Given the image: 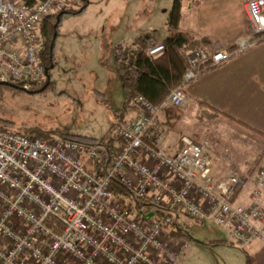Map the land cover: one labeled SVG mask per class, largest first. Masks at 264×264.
<instances>
[{
  "label": "built area",
  "instance_id": "built-area-1",
  "mask_svg": "<svg viewBox=\"0 0 264 264\" xmlns=\"http://www.w3.org/2000/svg\"><path fill=\"white\" fill-rule=\"evenodd\" d=\"M70 3L0 0V82L26 91L48 82L41 28ZM246 11L253 38L240 41L236 53L264 37V0H248ZM164 49L156 43L146 52L155 60ZM182 53L183 83L161 105L130 95L136 118L115 124L114 141L41 139L0 128V264H184L188 242L167 230L173 212L221 227L239 246L264 241V164L253 173L233 166L216 180L210 142L183 135L176 153L163 147L161 114L183 108L186 86L231 56L219 47ZM113 180L142 202L140 213L118 203ZM250 183L249 203L234 199Z\"/></svg>",
  "mask_w": 264,
  "mask_h": 264
},
{
  "label": "rangeland",
  "instance_id": "rangeland-1",
  "mask_svg": "<svg viewBox=\"0 0 264 264\" xmlns=\"http://www.w3.org/2000/svg\"><path fill=\"white\" fill-rule=\"evenodd\" d=\"M118 1L122 2L115 6ZM160 2L169 13L173 0H91L85 16L69 18L61 25L57 66L49 74L54 89L15 93L0 87V120L14 132L37 128L98 140L111 134L119 116L128 109V91L115 56L97 53V39L123 46L128 36L146 35L149 27L156 28L155 34L164 38L167 19L162 6L158 7ZM71 4L82 6L79 0ZM192 116L188 110L182 122L174 125L175 133L185 127L194 133L191 138L196 143H215V136L223 135L226 127L222 120L200 124ZM216 145L222 149L221 143ZM261 157L264 161V153ZM173 216L188 233L184 238L188 242L184 264H247L248 246L236 244L226 230L179 212H173Z\"/></svg>",
  "mask_w": 264,
  "mask_h": 264
},
{
  "label": "crops",
  "instance_id": "crops-1",
  "mask_svg": "<svg viewBox=\"0 0 264 264\" xmlns=\"http://www.w3.org/2000/svg\"><path fill=\"white\" fill-rule=\"evenodd\" d=\"M192 1L194 0L187 1L185 5L184 18L181 22L183 31L198 39L210 40L212 47L225 49H230L245 39L253 38L251 22L246 11L248 0H201L199 6H192ZM121 2L118 1L114 5L119 6ZM161 6L160 2L158 7ZM161 9L165 11L164 19L165 15L167 19L168 11L163 6ZM107 10L110 12L108 7ZM155 29L149 27L146 35L133 33L122 45L135 49H146L156 43H163L168 35L167 24L164 38L155 34ZM97 40V53L102 56L104 52H109L115 56L113 50L119 47L117 44L115 45L113 42L105 44L103 38L101 40L100 37ZM117 62L122 69L120 62L118 60ZM186 93L188 101L183 108H180V118H172L166 111L160 116L161 123L166 127V135L162 143L169 153L174 154L180 149L181 136L191 137L194 135L193 132H187L185 127H182L178 133H175L174 130V125L182 122L188 110L192 111V117L196 122L200 124L207 122L199 121L201 111L199 101L207 102L215 109L264 135V42L240 52L233 59L225 62L223 66L213 69L191 82L186 86ZM129 96L128 92V101ZM120 116L123 121L134 120L136 108L130 104ZM219 120H222L226 128L225 134H217L213 139L222 144V149L217 147L216 142L211 143L213 145L211 152L213 177L220 180L233 166L239 167L244 172L253 173L257 167L264 164L263 157H261L264 153V137L223 116H219L214 122ZM227 129L233 132L229 134L226 132ZM206 141L203 140L201 143ZM252 186L250 183L242 190L237 198L238 202L249 203L248 197ZM247 252L250 264H264V241H254L248 246Z\"/></svg>",
  "mask_w": 264,
  "mask_h": 264
},
{
  "label": "trees",
  "instance_id": "trees-1",
  "mask_svg": "<svg viewBox=\"0 0 264 264\" xmlns=\"http://www.w3.org/2000/svg\"><path fill=\"white\" fill-rule=\"evenodd\" d=\"M25 2L30 7H35L38 3L43 0H21ZM82 4L81 7L76 8L70 3L69 8L63 11L60 15L49 17L41 28V35L44 42V48L41 52V59L48 69L52 66H57V57H56V43L60 36V28L63 22L72 17H78L83 15L89 6L90 0H79ZM189 0H173L172 8L169 12L167 18V28L168 35L163 40L164 52L162 55L157 57L155 60H151L146 52V49L133 47H116L113 51L120 62L123 72H124V85L127 91L131 96L138 94L146 97L154 105H161L171 94V92L180 86L183 83V76L188 69V64L182 53L184 49H195L203 48L208 49L212 47V43L208 39H198L194 35L185 32L181 28V22L184 18V11L186 2ZM72 2V0H71ZM201 0H194L191 2L192 6H199ZM258 41L256 44L264 42L263 36L257 37ZM231 56L228 60L233 59L239 53H236L238 50L237 46H233L228 49ZM245 51V50H244ZM226 60L225 62H227ZM222 63L220 66H223ZM218 66V67H220ZM218 67H209L202 71L201 76L205 73L216 69ZM44 84L40 88L43 89L41 93L48 92L49 90L54 89V84L50 82L48 86ZM46 86V87H45ZM0 87H5L6 89L13 91L15 93L26 92L21 88H17L13 85H2ZM30 93V92H26ZM201 108L199 121H214L219 116L226 117L233 123L239 124L253 133L264 137V135L255 129L247 126L246 124L238 121L237 119L230 117L229 115L215 109L210 106L207 102L199 101ZM127 106H130V102H127ZM166 113L172 118H180L181 109L180 108H170L166 110ZM120 118L118 122H122ZM0 128H6L5 123L0 120ZM9 130V129H8ZM18 133L25 134L28 136H34L41 139H51L54 137L76 139L87 143H95L100 140L92 139L87 137H79L73 135H66L60 133L58 130L45 132L41 129L31 128L27 132L17 131ZM54 135V136H53ZM110 138L114 141L113 131L108 136L102 138ZM114 195L118 200V203L121 205H129L133 208L135 213H140L143 209V204L140 200L135 199L132 192L128 191L120 182H112ZM239 195H235L234 199ZM185 216V215H184ZM168 233L171 238L175 239H184L188 236V233L184 227H182L178 218L175 221L173 227L168 228ZM247 263L250 264V257L247 255Z\"/></svg>",
  "mask_w": 264,
  "mask_h": 264
},
{
  "label": "water",
  "instance_id": "water-1",
  "mask_svg": "<svg viewBox=\"0 0 264 264\" xmlns=\"http://www.w3.org/2000/svg\"><path fill=\"white\" fill-rule=\"evenodd\" d=\"M54 68V66H52L50 69H53ZM50 69H48V71L50 70ZM50 77H49V80H48V82L46 83L47 85L46 86H48V84H50ZM0 84H2V85H11V84H8V83H1L0 82ZM13 86H15V87H17V88H21V87H19V86H16V85H13ZM45 86V87H46ZM22 89V88H21ZM44 89V88H43ZM43 89H40V90H38L39 92H41ZM23 90H25V89H23ZM34 92H36V91H32V92H30V93H34ZM149 217L151 218L152 217V214H150L149 215Z\"/></svg>",
  "mask_w": 264,
  "mask_h": 264
},
{
  "label": "bare ground",
  "instance_id": "bare-ground-1",
  "mask_svg": "<svg viewBox=\"0 0 264 264\" xmlns=\"http://www.w3.org/2000/svg\"><path fill=\"white\" fill-rule=\"evenodd\" d=\"M60 15V14H59ZM49 74H50V70H49ZM49 77H50V75H49ZM50 81H51V77H50ZM2 83V82H1ZM8 84H11V83H8ZM11 85H16V84H11ZM16 86H19V85H16ZM19 87H21V86H19ZM22 88V87H21ZM22 89H24V88H22ZM41 88H39V89H35V90H30V91H26V90H24V91H26V92H32V91H38V90H40Z\"/></svg>",
  "mask_w": 264,
  "mask_h": 264
}]
</instances>
